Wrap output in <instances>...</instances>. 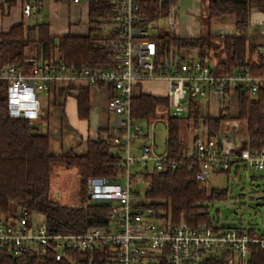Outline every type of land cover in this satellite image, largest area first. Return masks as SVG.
Returning <instances> with one entry per match:
<instances>
[{
  "label": "built area",
  "instance_id": "2783aa9c",
  "mask_svg": "<svg viewBox=\"0 0 264 264\" xmlns=\"http://www.w3.org/2000/svg\"><path fill=\"white\" fill-rule=\"evenodd\" d=\"M20 1L22 13L34 20L43 0ZM111 2L109 22L118 40L110 67L77 68L60 58L57 50L48 60L34 54L28 55L22 65L0 62V95L5 97L8 116L26 120L37 128L43 103L38 92L45 96L60 89L64 93L77 92L79 83L87 88L107 89L106 108L113 120L109 128L114 132L111 147L121 157V169L116 176L89 177L86 202L108 204L110 221L107 226L91 227L84 233H52L41 214L19 207L12 214L0 213V252L15 257L49 251L60 260L70 258L71 251L106 247L109 264H205L208 259L219 264H248L251 249L264 250V231L259 232L251 225L223 227L216 221L198 227L185 221L175 224L163 211L149 205L144 196L149 182L143 179V173L151 168L175 169L179 164L166 158L165 148L156 152L154 134L141 130L131 117L130 107L133 95L140 92L164 96L167 106L163 109L177 112L184 110L185 104L188 113L189 99H198L209 116L224 113L223 120L229 122L230 130L220 133L221 120L215 135L194 136L185 157L196 164L195 178L206 182L211 174L228 173L239 162L264 176V144L248 147L246 121L229 118L222 110H228L233 91H237V109L240 90L247 89L252 98L258 91H264V75H253L247 69L218 73L216 63L207 54L199 56L192 51L181 56L175 49H162L153 39L157 34L150 33L149 25L164 19L169 30H177V0ZM152 6L157 7V12L149 13ZM249 27L264 36V9L251 10ZM218 32L219 36L233 35L226 28ZM252 36L248 40L254 48L246 60L264 65V43ZM154 85L165 87V94L152 90ZM260 115L264 118V108ZM156 121V118L147 120V126H154ZM164 125L167 128L166 119ZM136 139L141 143L135 148L138 156H133L131 148ZM132 165L137 166L136 170H131ZM121 179L124 183L119 182Z\"/></svg>",
  "mask_w": 264,
  "mask_h": 264
},
{
  "label": "trees",
  "instance_id": "16d2710c",
  "mask_svg": "<svg viewBox=\"0 0 264 264\" xmlns=\"http://www.w3.org/2000/svg\"><path fill=\"white\" fill-rule=\"evenodd\" d=\"M205 3L208 20L225 15L233 16L236 33L219 36L207 31L199 36H176L166 32L153 39L162 49H175L181 56L192 51L202 56L211 49L217 50L216 57H222L215 62V71L218 73L247 69L253 75H264L263 64H252L246 60L254 45L244 32L249 28L251 10L264 9V0H206ZM111 7V0H89V29L82 36H50L47 23L14 25L8 31L0 32V62L22 65L27 57L25 49L33 42L39 59L48 60L54 50H57L60 58L77 68H108L112 64L114 44L118 38L112 29L105 37L98 36L97 32L103 20L109 22ZM163 9L165 10H161ZM155 10L157 12V7L152 6L149 13H154ZM75 104L77 117L87 119V88L78 89ZM189 104L191 108L185 119L191 121L196 132L199 131L197 134L215 135L220 121L226 118L225 114L209 116L202 102L196 98H190ZM166 106L167 99L164 96L136 93L131 99V117L135 121H147L156 117L160 107ZM263 108V90L258 91L255 98L249 95L247 89L240 90L236 118L246 121L248 147L264 144V118L260 115ZM222 110L227 112V108ZM166 120V158L179 165L175 169L151 168L145 171L143 179L149 185L144 196L149 199L150 206L163 211L175 224L185 221L191 227L209 225L216 218L210 216L207 203L226 199L227 189L207 188L206 182L195 178L196 164L185 157L186 147L181 139L182 118L167 114ZM113 134L112 129L108 128L104 137L88 138L84 154L68 151L55 155L50 151L48 134L39 131L26 120L10 118L5 97L0 95V213L12 214L19 207L36 211L42 215L47 230L52 233H84L91 227L107 226L110 221L109 206L102 202H86V181L89 177L107 178L118 175L121 157L112 150ZM57 166L76 170L79 197L77 205L62 204L49 197L51 174ZM69 255L70 258L56 260L49 251L15 257L0 252V264H109V249L106 247H98L92 251H71ZM205 264L219 263L208 259ZM248 264H264V250L251 249Z\"/></svg>",
  "mask_w": 264,
  "mask_h": 264
},
{
  "label": "rangeland",
  "instance_id": "374dc122",
  "mask_svg": "<svg viewBox=\"0 0 264 264\" xmlns=\"http://www.w3.org/2000/svg\"><path fill=\"white\" fill-rule=\"evenodd\" d=\"M178 29L175 31L169 30L164 19L153 21L149 27L151 34L171 33L176 36H199L205 34L207 31L217 33L219 30H224L230 34H235L233 16L225 15L221 17H213L208 20L206 14L205 1L183 0L179 2V9H177ZM87 21L84 22L86 24ZM112 27V23L102 21L100 30L97 32L98 36L105 37ZM247 33V30L244 31ZM218 35L220 32L217 33ZM254 34L253 28H249L248 36ZM26 55H37L33 42L25 49ZM217 50L211 49L207 55L215 63L222 57L217 56ZM151 86V85H150ZM153 86V85H152ZM154 85L152 90L165 94V87H156ZM38 98L42 101L45 95L42 92L37 93ZM184 103V102H183ZM184 110L175 111L172 109L159 108L156 115V122L154 126L150 124L147 126L146 121H137L143 132L148 135L152 133L155 136L156 152L161 153L165 148L166 127L164 120L167 114H173L182 118L181 139L186 147L190 150L191 142L194 136L199 131L192 127L190 120H186L187 105L184 104ZM229 118H236L237 116V91L231 92L229 98V107L227 110ZM109 126L113 124L112 114H110ZM92 125V122H91ZM38 130L43 131V127L38 125ZM230 130V124L227 120L221 121L220 133H227ZM141 141L136 139L133 142L131 152L133 156H138L139 151L135 149L139 146ZM137 166H131V170H136ZM52 184L49 197L62 204L77 205L79 203L78 197V174L75 169H66L62 166L54 168L51 174ZM124 183V179L119 180ZM207 188H226V199L213 200L208 202V212L211 217L216 218L219 226L236 227L254 226L259 232L264 231V176L257 172L247 164L239 162L233 164L228 173L211 174L206 179ZM41 216V215H40Z\"/></svg>",
  "mask_w": 264,
  "mask_h": 264
},
{
  "label": "crops",
  "instance_id": "0c3cea01",
  "mask_svg": "<svg viewBox=\"0 0 264 264\" xmlns=\"http://www.w3.org/2000/svg\"><path fill=\"white\" fill-rule=\"evenodd\" d=\"M177 6L179 9V2ZM206 1V0H194ZM87 21L86 24L84 22ZM23 23L33 25L47 23L50 36L63 35L82 36L88 33V2L72 3L68 0H43L35 19L30 20L22 13L20 0H0V32L8 31L12 26ZM112 28V27H111ZM110 28V29H111ZM252 28V27H249ZM249 28L247 34L249 33ZM255 41L264 43V36L254 28ZM79 88H87L84 84H77ZM89 98V115L87 119H80L76 114V90L64 93L60 89L52 96H45L39 114V125L49 136L50 151L57 155L68 151L77 154L86 152L88 138L104 137L109 128L110 113L106 108L108 97L104 87L87 88ZM92 122V125H91Z\"/></svg>",
  "mask_w": 264,
  "mask_h": 264
},
{
  "label": "bare ground",
  "instance_id": "6f19581e",
  "mask_svg": "<svg viewBox=\"0 0 264 264\" xmlns=\"http://www.w3.org/2000/svg\"><path fill=\"white\" fill-rule=\"evenodd\" d=\"M256 16V15H255Z\"/></svg>",
  "mask_w": 264,
  "mask_h": 264
}]
</instances>
